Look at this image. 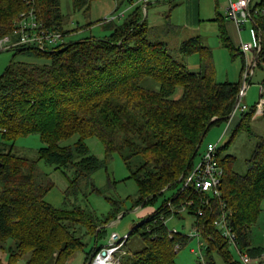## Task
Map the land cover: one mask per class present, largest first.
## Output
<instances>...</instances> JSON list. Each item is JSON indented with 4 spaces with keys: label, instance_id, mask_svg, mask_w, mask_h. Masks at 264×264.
Returning <instances> with one entry per match:
<instances>
[{
    "label": "trees",
    "instance_id": "1",
    "mask_svg": "<svg viewBox=\"0 0 264 264\" xmlns=\"http://www.w3.org/2000/svg\"><path fill=\"white\" fill-rule=\"evenodd\" d=\"M92 1L73 0L74 9L89 10ZM31 5L46 25L67 33L61 0H0V38L14 32L21 12ZM261 5L251 7L263 8L264 0ZM128 8L122 23L106 22L114 29L104 38L86 36L45 51L15 49V56L38 61L13 59L0 76V246L11 241L9 260L0 264H16L24 255L25 264H68L89 238L95 246L84 263L88 264L104 246L99 240L107 234L106 224L122 205L113 201L104 217L80 205L55 207L45 200L54 183L40 170L39 161L72 171L69 192L77 196L82 181L91 182L92 174L116 152L138 184L134 206L154 204L167 189H177L130 231L129 241L138 234L144 246L131 252L128 264H176V253L191 236L172 235L167 220L180 216L183 208L194 217L203 240L205 256L198 264H217L215 254L224 264H243L214 224L224 210L231 212L241 253L263 255L262 247L251 245L249 233L264 199V136L247 159L246 173L234 169L235 156H221L230 141L219 148L224 167L221 194L208 195L209 205L202 204L203 195L193 188H183L182 177L195 164L207 132L229 120L241 80H217L212 50L201 36L184 40L179 55H172L165 41L148 38L143 3L131 2ZM254 19V27L262 32L264 58V14L255 13ZM223 20L218 19L220 37L235 55L240 48L232 43ZM193 54L199 55V70L188 66ZM178 87L182 93L176 97ZM254 113L255 107L243 112L235 131L243 127L250 131ZM32 134L44 143L37 158L16 154L15 140ZM90 136L102 140L105 159L91 153L86 143ZM74 137L73 143H62ZM191 200L193 204H188Z\"/></svg>",
    "mask_w": 264,
    "mask_h": 264
},
{
    "label": "rangeland",
    "instance_id": "2",
    "mask_svg": "<svg viewBox=\"0 0 264 264\" xmlns=\"http://www.w3.org/2000/svg\"><path fill=\"white\" fill-rule=\"evenodd\" d=\"M230 1L236 2L238 0H198L199 17L202 21L199 26H192L194 7L190 5V1L149 0L146 10L143 4V16L147 17V22L150 26L148 38L151 41H165L171 54L178 56L179 47L184 40L193 36H201L204 44L212 50L217 80L221 82H237L241 80L242 82L244 78L243 64H245V61L247 64L249 60H254L257 55H255V51H250L245 55L240 52L242 51L241 49L235 51V55H233L234 53L223 44L220 37V22L213 20L217 13L222 14L224 19L227 18L226 14L228 15L227 10ZM131 2L142 3V0H93L89 10L85 8L75 10L73 0H61V10L65 18L64 29L67 30L64 41H77L86 36L104 38L110 35L114 28L113 25L106 22L111 21L115 14L126 9L127 17L130 9L128 7ZM262 3L263 0H252L251 6H259ZM126 17L116 19L115 23H122ZM252 27L253 21L249 20L242 26L240 33L237 32V29L233 30L234 33H232V30L228 28V33H230L228 35L237 48L241 42H253V36L250 33ZM232 34L236 35L237 40L234 39ZM15 53V50L0 52V76L13 59L31 62L38 61L35 58H28L23 55L15 56ZM257 60L258 63L254 68V74L251 77L244 99V103L248 105L249 109L256 107L260 101L264 100V58H260L259 55ZM187 63L191 70H199V55H191ZM181 93L182 88L178 87L176 97H179ZM242 117L243 112L239 109L231 120L212 126L204 137L195 162L200 160L209 143L218 144L219 148H221L230 141L228 146L221 150V156L224 157L227 154L235 156L234 169L239 173H246L248 169L247 159L251 157L260 138L264 136V112L262 114L254 113L250 121V131L245 127L235 131ZM74 139L76 138L64 140L62 143H73ZM86 143L92 154L101 159L106 158L105 147L99 137L90 136L86 138ZM42 146H44V143L38 134L20 136L15 140L14 152L30 159H36ZM39 168L42 172L48 174L54 183L53 188L45 195V200L55 207L80 205L85 208H91L99 217H104L111 212L114 206L113 201L121 203L120 213L106 224L107 234L100 238V246L109 242L113 232L120 235L130 233L136 225L149 215L151 207H159L165 199L171 198L177 190L176 188L167 189L163 195L158 196L154 204L145 207L141 205L134 206V199L138 195V184L135 179L130 177V171L118 152L108 158L104 166L92 174L91 182L82 181V191L77 196L69 192L70 178L73 176L72 171L49 165L44 160L39 161ZM194 221V217L186 210L181 211L180 216H172L167 220L170 230H176L191 236L190 242L181 247L176 253V264H198L202 262L205 256L204 249H202V254H198L200 252L199 241L203 240L201 237L195 236L197 230L195 229ZM249 238L252 246L264 249V199L261 202L259 216L251 226ZM10 243L11 241L9 240L5 248L0 246V262H8L10 253L7 246ZM94 246L95 241L88 238L85 249L77 251L68 264H84L90 258ZM143 246L144 241L140 239L138 234H133L124 250H120L116 255L122 264H128L130 256L132 257L131 252L141 249ZM193 249L197 252H194ZM230 250L234 257L240 260L238 250L234 246H231ZM249 255L253 259V263H256L261 257L264 258V253L258 257ZM26 258L27 255H24L16 264H25ZM215 259L217 264H224L221 255L215 254ZM261 264H264V262Z\"/></svg>",
    "mask_w": 264,
    "mask_h": 264
},
{
    "label": "built area",
    "instance_id": "3",
    "mask_svg": "<svg viewBox=\"0 0 264 264\" xmlns=\"http://www.w3.org/2000/svg\"><path fill=\"white\" fill-rule=\"evenodd\" d=\"M149 0H142L144 9H147V2ZM252 0H238L236 2L230 1L228 6V17L230 20L236 23L239 29L246 24L247 21L252 20L255 24V13L264 14V8L256 9L253 11L251 7ZM126 14V10L115 14L112 20L121 18ZM66 34L62 31L46 25L38 17L37 10L33 5L28 9L21 12L19 18L15 22V30L12 34L5 35L0 38V52L4 50H15L21 47H36L42 51L49 50L51 47H55L66 43L64 41ZM254 44L249 42L241 43V50L246 55L250 51H255L256 58L249 60L244 64V78L241 84V88L237 95L235 106L229 115V120L233 118V115L241 109L242 112L249 110V107L244 103L247 89L250 85V80L254 74V68L257 65V59L262 49V32L254 27L253 30ZM256 114H262L264 112V100L260 101L255 107ZM219 146L218 144L209 143L206 150L202 153L200 160L195 162L191 170L184 176L183 188H193L196 192L203 195L202 204L209 205L211 203L208 195L221 194V186L224 175V167L218 158ZM188 204H193V200ZM171 206V202L169 203ZM183 208L182 210H184ZM203 211L199 209V214ZM231 212L224 210L215 220L214 224L217 226L223 235V237L232 243L240 253V259L243 264H253V259L248 253H241L237 244V234L231 227L230 221ZM176 230H171V234L176 233ZM200 237V232L197 230L195 235ZM129 241V233L120 235L113 232L109 238V242L99 249L94 256L89 260L88 264H122L120 259L116 255L120 250L123 251L126 243ZM203 242L199 241L200 252L202 254ZM178 247L177 249H179ZM194 252H197L193 249Z\"/></svg>",
    "mask_w": 264,
    "mask_h": 264
},
{
    "label": "crops",
    "instance_id": "4",
    "mask_svg": "<svg viewBox=\"0 0 264 264\" xmlns=\"http://www.w3.org/2000/svg\"><path fill=\"white\" fill-rule=\"evenodd\" d=\"M170 1H172V0H170ZM190 1V5L191 6H193L194 7V12H193V17H192V22H191V24H192V26H199V24H200V22L202 21L201 20V18L199 17V2H198V0H187V2H189ZM218 12V11H217ZM226 19L225 20H223V23H224V25H225V27H226V30H227V33H228V28H230L231 30H232V33H234V31L233 30H236L237 29V32L238 33H240V31L242 30V28L241 29H239L238 28V26L236 25V23L235 22H233L232 20H230L229 18H228V15L226 14ZM223 19V16H222V14H219V13H217V16L213 19V20H216V21H218V19ZM231 23V24H230ZM219 27H220V24H219ZM253 30H254V24H253V27L250 29V33H251V35L253 36ZM228 34H230V33H228ZM236 34V33H235ZM235 34H232L233 36H234V39L235 40H237V38H236V35ZM202 38V37H201ZM231 38V37H230ZM242 43V42H241ZM241 43H240V45H239V47L238 48H240L241 47ZM249 43H252V44H254V37H253V42H249ZM239 44V43H238ZM241 49V48H240ZM241 53H242V51H240ZM152 209L149 211V213H151L152 212V210L154 209V207H151ZM263 257H261V258H259L258 259V261L256 262V263H253V264H261V263H263L264 261H263Z\"/></svg>",
    "mask_w": 264,
    "mask_h": 264
}]
</instances>
